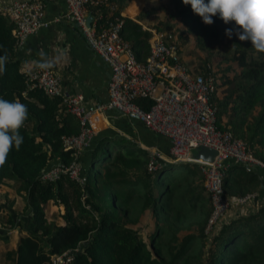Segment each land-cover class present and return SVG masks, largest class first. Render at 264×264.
<instances>
[{
  "label": "trees",
  "instance_id": "1",
  "mask_svg": "<svg viewBox=\"0 0 264 264\" xmlns=\"http://www.w3.org/2000/svg\"><path fill=\"white\" fill-rule=\"evenodd\" d=\"M110 1L117 6L116 16L127 4V0ZM171 1L168 17L183 25L178 33L181 43L187 34L192 35L194 45L207 51L199 74L211 73L217 79L213 97L217 127L228 129L264 163V52L253 48L250 41H240L234 31L229 43L235 67L218 72L216 65L227 59L220 48L227 37L225 29L238 26L232 21L225 24L219 14L206 25L191 5ZM106 17L102 10L100 20ZM121 20L120 36L130 44L135 58L144 61L150 33L131 19ZM154 26L171 30L173 23L158 21ZM13 29L8 15L0 12V56H7L5 72L0 75V98L19 100L28 111L19 130L22 145L19 150L13 147L0 166V191L11 182L15 194H1L0 202L7 207L0 203V224L18 230L14 248L5 253L6 264H50V255L62 252L72 255L68 264H264V202L254 210L221 217L207 229L213 207L199 164L157 161L154 169L148 170L146 150L111 129L93 136L87 161L81 162L82 186L65 172L52 180L43 179L44 172L67 167L73 160L74 149L65 146L63 138L75 136L79 125L60 97L29 88L23 68L34 64L28 66L17 56ZM227 69L232 71L230 75ZM135 103L146 110L151 101L138 98ZM257 172L260 170L246 171L240 163L227 162L221 168L222 196L237 198L257 192L261 185ZM12 200L15 207L22 201V210H10ZM47 202L56 206L61 223L48 220L44 211ZM137 210L150 216L145 236L128 227ZM192 221L197 232L185 229ZM204 229L207 234L212 229L209 236ZM198 239L204 241L201 250L195 246Z\"/></svg>",
  "mask_w": 264,
  "mask_h": 264
},
{
  "label": "built area",
  "instance_id": "2",
  "mask_svg": "<svg viewBox=\"0 0 264 264\" xmlns=\"http://www.w3.org/2000/svg\"><path fill=\"white\" fill-rule=\"evenodd\" d=\"M63 18L75 25L86 45L109 69L106 100L86 104L81 94L62 92L60 77L51 68L36 65L24 69L30 81L47 96L60 97L68 113L76 118L79 131L63 138V144L74 149V158L67 167H53L42 178L52 180L61 172L83 185L82 163L78 159L82 149L90 146L93 136L107 127L109 113L124 117L129 122L142 124L168 142V156L163 157L155 147H143L148 156V170L157 161L194 162L200 166L205 190L213 210L207 229L222 217L227 208L245 206L254 194L229 198L222 196L221 168L227 162L240 163L246 171L259 169L264 176V163L246 150L245 144L228 129L216 125V106L213 97L217 79L211 74L192 73L181 58V48L169 31L145 28L150 33L148 54L138 61L130 44L120 36L122 16L115 15L116 5L110 0H63ZM94 8V13L90 9ZM44 5L40 0H19L10 5L0 2V12L14 24L13 33L18 45L46 26L42 19ZM102 10L107 15L101 21ZM91 15L89 23L86 17ZM138 98L151 101L148 109L135 103ZM207 147L215 151L213 161L189 158V150ZM69 252L50 255V264H68Z\"/></svg>",
  "mask_w": 264,
  "mask_h": 264
},
{
  "label": "crops",
  "instance_id": "3",
  "mask_svg": "<svg viewBox=\"0 0 264 264\" xmlns=\"http://www.w3.org/2000/svg\"><path fill=\"white\" fill-rule=\"evenodd\" d=\"M16 1L19 0H0L4 5H10ZM40 1L44 5L42 19L46 26L29 35L23 43L18 45L17 56L23 59L28 66L36 65L34 62L52 61L50 68L58 73L63 93L68 95L79 93L83 96L86 104L104 102L109 78L108 67L86 45L75 25L63 18L66 9L63 0ZM144 1L127 0V4L119 10L122 17L135 21L143 30L154 28L152 20L154 14L141 15ZM106 128L122 137L131 139L141 148L155 147L163 157L168 156L167 140L163 136L149 131L142 124L131 123L124 117L109 113ZM88 154L87 149H82L78 156L79 160L82 162L83 159L86 162ZM257 173L261 179V185L256 194L262 203L264 202V176L262 173ZM1 194L4 193L0 191V197ZM1 206L5 208L4 204ZM0 237H2L0 238V264H6L5 253L14 248L18 237L17 227L11 229L9 224H0Z\"/></svg>",
  "mask_w": 264,
  "mask_h": 264
},
{
  "label": "clouds",
  "instance_id": "4",
  "mask_svg": "<svg viewBox=\"0 0 264 264\" xmlns=\"http://www.w3.org/2000/svg\"><path fill=\"white\" fill-rule=\"evenodd\" d=\"M191 5L192 11L202 18L206 25L213 23L212 16L219 14L225 24L230 21L238 26L236 30L225 29L231 38L233 32L240 41H250L251 46L264 52V0H182ZM43 56V53H41ZM7 56H0V75L5 72ZM40 69L52 67V61L34 62ZM28 118L25 104L19 100L9 101L0 98V166H3L9 152L15 147L19 150L24 138L20 129Z\"/></svg>",
  "mask_w": 264,
  "mask_h": 264
},
{
  "label": "rangeland",
  "instance_id": "5",
  "mask_svg": "<svg viewBox=\"0 0 264 264\" xmlns=\"http://www.w3.org/2000/svg\"><path fill=\"white\" fill-rule=\"evenodd\" d=\"M173 8V2L171 0H145L144 1V6L141 9L142 13L144 12H151L150 14H154L152 16V20H153V25H156L158 21H163L164 23L168 21V23H173V28H171V32L174 34L176 41L179 42L180 48H181V58L183 60V62L185 63V65L188 67V69L196 74V73H200V67L202 66L203 63H205L204 59L206 58V54L207 51L204 50H200L198 49L195 45H194V41H193V36L192 35H188L187 34V39L183 40L182 38V43H181V39H179L178 33H181V30L183 28V25H179V23L176 21V19L174 18H169L168 17V13L170 11H172ZM155 27V26H154ZM163 29L162 31H169L166 29V27L161 28ZM184 29V28H183ZM184 31V30H183ZM185 32V31H184ZM231 38H225L224 42H222V44L220 45V48L223 50V52L226 54L227 59H224L222 61L219 62V64L216 65L214 64V67L217 69L218 68V72H220L221 70L225 69L226 67L230 66V67H235V62L233 61V59L230 58V56L232 55V44H230ZM212 71V69H211ZM226 73H229V75L232 73V71H230L229 69H227ZM234 89V86L232 87ZM224 88L219 90V95L222 96V94L224 93ZM222 122H224V118L222 117ZM192 163V162H191ZM194 163V162H193ZM1 193L4 194H8L11 192V194H14V187L11 184V182H6L4 184L3 187H1ZM12 189V191H11ZM250 194H254V200L245 205V206H236V207H229L227 208L226 212H224L222 214V217L224 216H228V217H233L241 212H246L249 210H254L256 209V207L260 204V200L258 199V195L255 193H250ZM210 200V198H209ZM8 200H5L6 203ZM1 204H4L5 207H7V204L4 203V201H1ZM22 206V201L20 202V200H18V204L15 207L14 204V200H12V204H10V210H12L13 208L17 211V210H22L21 209ZM247 208V209H245ZM246 210V211H244ZM44 211L45 214L48 218V220L51 221H55L56 223H61L58 219H57V208L56 206L52 205L50 202L45 203L44 205ZM12 213V212H11ZM11 217L14 216V213L10 214ZM9 215V216H10ZM149 213L147 211H134L131 215V220L128 223V227H131L133 229H137L139 230L142 235H146L149 232ZM195 221H192L191 223H187L186 225V230L189 232H197V227L196 224L194 223ZM212 230V229H211ZM210 230V231H211ZM208 234L205 233V229H204V233L206 234L205 236H209V232ZM184 232H179V235H182ZM180 237V236H178ZM199 239H202L199 238ZM197 241V243L195 244L198 245L197 247L200 248V250L202 249V247L204 246V241L201 243V240ZM205 240V238H203ZM201 243V244H200ZM2 257V256H1Z\"/></svg>",
  "mask_w": 264,
  "mask_h": 264
},
{
  "label": "water",
  "instance_id": "6",
  "mask_svg": "<svg viewBox=\"0 0 264 264\" xmlns=\"http://www.w3.org/2000/svg\"><path fill=\"white\" fill-rule=\"evenodd\" d=\"M90 19H91V16L88 15L86 17L87 24L89 23ZM215 154L216 153H215V151L213 149H209L207 147L199 146V147L190 149L188 157L192 158V159L199 158V159H201L204 162H211V161H213V158H214ZM171 162H176V161L170 160L169 163H171Z\"/></svg>",
  "mask_w": 264,
  "mask_h": 264
}]
</instances>
